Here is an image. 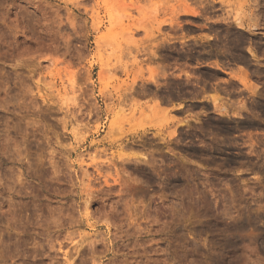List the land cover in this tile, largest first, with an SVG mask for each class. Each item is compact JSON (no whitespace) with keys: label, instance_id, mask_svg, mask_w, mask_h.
Masks as SVG:
<instances>
[{"label":"rangeland","instance_id":"obj_1","mask_svg":"<svg viewBox=\"0 0 264 264\" xmlns=\"http://www.w3.org/2000/svg\"><path fill=\"white\" fill-rule=\"evenodd\" d=\"M0 264H264V0H0Z\"/></svg>","mask_w":264,"mask_h":264},{"label":"bare ground","instance_id":"obj_2","mask_svg":"<svg viewBox=\"0 0 264 264\" xmlns=\"http://www.w3.org/2000/svg\"><path fill=\"white\" fill-rule=\"evenodd\" d=\"M190 13H191V12H190ZM195 14H196V12H195ZM171 133L173 134V131H172ZM171 133H170V134H171Z\"/></svg>","mask_w":264,"mask_h":264}]
</instances>
